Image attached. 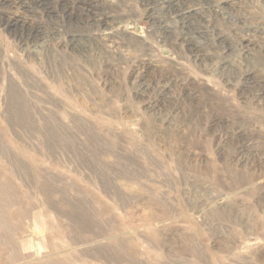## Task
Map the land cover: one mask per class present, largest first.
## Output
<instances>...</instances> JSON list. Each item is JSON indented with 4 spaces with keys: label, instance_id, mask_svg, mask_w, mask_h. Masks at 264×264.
I'll return each mask as SVG.
<instances>
[{
    "label": "rangeland",
    "instance_id": "1",
    "mask_svg": "<svg viewBox=\"0 0 264 264\" xmlns=\"http://www.w3.org/2000/svg\"><path fill=\"white\" fill-rule=\"evenodd\" d=\"M143 1L0 10V264H264V0Z\"/></svg>",
    "mask_w": 264,
    "mask_h": 264
},
{
    "label": "bare ground",
    "instance_id": "2",
    "mask_svg": "<svg viewBox=\"0 0 264 264\" xmlns=\"http://www.w3.org/2000/svg\"><path fill=\"white\" fill-rule=\"evenodd\" d=\"M145 1V0H144ZM143 1V2H144ZM151 1H153V0H151ZM156 1V0H155ZM186 2V1H189V0H169L168 1V3H167V7L169 8V7H171L169 10H173V11H177L176 9V6L179 4V2H181L182 4H183V2ZM198 1V0H197ZM214 1H216V0H202V3L204 2L207 6H208V8L209 7H212L213 5V3H214ZM147 2V1H146ZM201 2V1H200ZM188 3V2H187ZM199 3V2H198ZM212 3V4H211ZM151 4H153V3H151ZM151 4H150V6H151ZM154 4H156V3H154ZM192 4V3H191ZM94 2H93V0H0V10L1 9H7L8 11H9V9H11L12 7L11 6H15L14 8L15 9H18V8H20V9H22V11L23 12H25V13H30V15L31 16H34L35 17V15H33L35 12H36V9L38 10V9H41V11H43L44 12V14L48 17V18H51V17H53V16H56L58 13H55L56 12V8L57 7H59L60 8V10H61V13H63L64 15H65V17L64 18H66L68 21H69V23H71L72 25H75V24H78L79 23V20H81V19H85V18H87V17H89V14H90V12L91 11H93V10H95V9H97V8H95L94 7ZM160 5V4H159ZM180 5V4H179ZM187 5V4H186ZM210 5V6H209ZM153 6V5H152ZM151 6V7H152ZM182 6V5H181ZM217 6V5H216ZM216 6H214V7H212L213 8V10L215 9V10H219V8H220V10H221V12L224 10L223 8H225V7H223V6H221V5H219L218 7H216ZM162 8H164V6L162 7ZM211 8V9H212ZM223 10H222V9ZM19 9V10H20ZM161 9V8H160ZM6 10V11H7ZM106 10V9H105ZM153 10V9H152ZM154 10H155V7H154ZM22 11H20V12H22ZM40 10L38 11V13L39 12H41ZM156 11V10H155ZM159 10H157V12H158ZM181 11V10H180ZM187 11H188V9H187ZM225 11V10H224ZM3 12V11H2ZM0 13V22H2V24H4L5 26L4 27H6L7 28V30H9L11 33H13V34H18V38H20V40H25V41H29V42H31V43H37V42H39L42 38H44L45 37V34L43 33L44 32V30H43V27L44 26H42V20L39 18V20H41V21H39V20H37V21H34V19H36V18H38V17H36V18H32V17H30V15H29V18H32V19H29V21L27 20V21H25V20H21V19H19V18H17L15 15H6L5 13ZM82 12H84V14H85V16L84 17H81V13ZM95 12V11H94ZM193 12V11H192ZM217 12V11H216ZM215 12V13H216ZM230 12V11H229ZM232 12V11H231ZM7 13V12H6ZM19 13V12H18ZM42 13V12H41ZM201 13V12H200ZM17 14V13H16ZM63 14H62V16H63ZM158 14V13H157ZM178 14V16H179V18L185 23V24H187V27H188V30H192L193 29V27L195 26H193V21H194V17H195V15L196 14H192V13H181V12H179V13H177ZM39 15H40V13H39ZM39 15H37V16H39ZM91 15V14H90ZM95 15V14H94ZM116 15V14H115ZM114 15V16H115ZM41 16V15H40ZM59 16V15H58ZM93 16V14L91 15V17ZM223 16V15H222ZM21 17V16H20ZM28 17V16H27ZM42 17H43V15H42ZM46 17V18H47ZM224 17V16H223ZM24 18H25V16H24ZM80 18V19H79ZM102 18H103V16H102ZM43 19H45V18H43ZM53 19H54V17H53ZM52 19V20H53ZM93 19V18H92ZM97 19V18H96ZM104 19V18H103ZM209 19V18H208ZM50 20V19H49ZM58 20H60V19H58ZM200 20V19H199ZM228 20V19H227ZM51 21V20H50ZM64 21V20H63ZM96 21H98V19L96 20ZM100 21V20H99ZM98 21V22H99ZM154 21V20H153ZM156 21V20H155ZM178 21V20H177ZM181 21V22H182ZM44 22V21H43ZM46 22V21H45ZM48 22V21H47ZM65 22V21H64ZM83 22V21H82ZM89 22V21H88ZM167 22V21H166ZM60 23V22H59ZM68 23V24H69ZM86 23H87V21H86ZM95 23V22H94ZM101 23V22H100ZM156 23V22H155ZM47 24V23H46ZM49 24V23H48ZM51 24V23H50ZM57 24V23H56ZM90 24H93V23H90ZM89 24V25H90ZM110 24V23H109ZM183 24V23H182ZM184 24V25H185ZM215 24V23H214ZM43 25H45V24H43ZM79 25V24H78ZM81 25V24H80ZM100 25H102V24H100ZM152 25V24H151ZM3 26V25H2ZM1 26V27H2ZM108 26V25H107ZM169 26V25H168ZM198 26V25H197ZM81 27H82V25H81ZM87 27V26H86ZM91 27V26H90ZM89 27V28H90ZM96 27H98V26H96ZM105 27V26H104ZM163 27H165V26H163ZM3 28V27H2ZM53 28V27H52ZM85 28V27H84ZM100 28V27H99ZM155 28V27H154ZM160 28H161V26H160ZM196 28V27H195ZM194 28V29H195ZM197 28H199V27H197ZM244 28V27H243ZM123 29V28H122ZM187 29V28H186ZM7 30H5V31H7ZM159 30V29H158ZM163 30V29H162ZM188 30H186V31H188ZM201 30H203V29H201ZM51 32V31H50ZM85 32V31H84ZM83 32V33H84ZM92 32V31H91ZM90 32V33H91ZM115 33V32H114ZM113 33V34H114ZM161 33V32H160ZM163 33H165L166 35H168V37H169V35L171 34V30H169V29H167L166 27L164 28V32ZM241 33H243V32H241ZM71 34V33H70ZM126 34V33H125ZM220 34V33H219ZM224 34V33H223ZM75 35V34H74ZM159 35V34H158ZM164 35V34H163ZM165 35V36H166ZM195 35V34H194ZM121 36V35H120ZM155 36V35H154ZM205 36V35H204ZM214 36V35H213ZM216 36V35H215ZM221 36V35H220ZM16 37V36H15ZM167 37V36H166ZM17 38V39H18ZM171 38H172V36H171ZM176 38V37H175ZM43 40V39H42ZM70 40H72V39H70ZM145 40V39H144ZM24 41V42H25ZM143 41V40H142ZM225 41V40H224ZM29 42H27V43H29ZM178 43V42H177ZM17 44V43H16ZM21 44V43H20ZM23 44H25V43H23ZM182 44V43H181ZM26 45V44H25ZM36 45V44H35ZM140 45V44H139ZM230 45V44H229ZM25 47V46H24ZM225 47V46H224ZM232 47V46H231ZM20 48V47H19ZM144 48V47H143ZM183 48V47H182ZM219 50H221V49H219ZM186 51V50H185ZM187 52V51H186ZM223 52V51H222ZM221 53V52H220ZM194 54V53H193ZM148 55V54H147ZM147 62V61H146ZM207 62V61H206ZM144 65V64H143ZM140 66V65H139ZM141 67V66H140ZM148 67V66H147ZM219 67V66H218ZM135 70V69H134ZM141 70V69H140ZM140 75V74H139ZM246 75V74H245ZM247 81V80H246ZM248 82H249V80H248ZM248 84V83H247ZM250 84V83H249ZM144 86V85H143ZM136 87V86H135ZM140 90V89H139ZM166 91V90H165ZM158 92V91H157ZM161 93V92H160ZM169 93V92H168ZM157 95V94H156ZM157 102V101H156ZM148 103V102H147ZM158 105V104H157ZM160 107V106H159ZM13 163V162H12ZM71 200V199H70ZM10 201V200H9ZM67 201V200H66ZM72 201V200H71ZM216 204V203H215ZM12 205V204H11ZM76 205H74V206H72V207H75ZM76 208V207H75ZM75 208H73V209H75ZM80 209H82L81 207H79ZM79 209V210H80ZM76 210H77V208H76ZM75 212V211H74ZM70 215V214H69ZM3 226V225H2ZM142 230V229H141ZM38 231H39V229H38ZM119 231V230H118ZM125 231V230H124ZM147 231V230H146ZM149 231V230H148ZM137 232V231H136ZM141 232V231H140ZM107 233V232H106ZM104 236V235H103ZM97 237V236H96ZM123 240V239H122ZM15 243V242H14ZM25 243V242H24ZM109 243V242H108ZM22 244V243H21ZM26 244V243H25ZM25 244H24V246H25ZM29 244V243H28ZM27 244V245H28ZM71 245V244H70ZM83 245V244H82ZM81 246V245H80ZM39 247V246H38ZM68 247V246H67ZM26 249L28 250V248L26 247ZM60 249V248H59ZM88 249V248H87ZM32 250V249H31ZM25 252V251H24ZM43 252V251H42ZM71 252V251H70ZM96 252V251H95ZM94 252V253H95ZM90 253V252H89ZM111 253V252H110ZM81 254V253H80ZM18 255V254H17ZM97 255V254H96ZM115 255V254H114ZM118 255V254H117ZM43 256V255H42ZM41 256V257H42ZM24 257V256H23ZM25 258V257H24ZM26 259V258H25ZM108 259V258H107ZM106 259V260H107ZM110 259H112V258H110ZM10 260V259H9ZM20 260V259H19ZM11 262V261H10Z\"/></svg>",
    "mask_w": 264,
    "mask_h": 264
}]
</instances>
